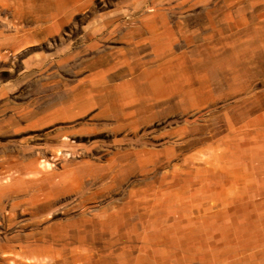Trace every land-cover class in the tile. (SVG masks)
Segmentation results:
<instances>
[{"label":"rangeland","instance_id":"obj_1","mask_svg":"<svg viewBox=\"0 0 264 264\" xmlns=\"http://www.w3.org/2000/svg\"><path fill=\"white\" fill-rule=\"evenodd\" d=\"M260 263L264 0H0V264Z\"/></svg>","mask_w":264,"mask_h":264},{"label":"bare ground","instance_id":"obj_2","mask_svg":"<svg viewBox=\"0 0 264 264\" xmlns=\"http://www.w3.org/2000/svg\"><path fill=\"white\" fill-rule=\"evenodd\" d=\"M240 245V244H239ZM22 250V249H21ZM161 251V250H160ZM213 262V261H212ZM261 264V263H260Z\"/></svg>","mask_w":264,"mask_h":264}]
</instances>
